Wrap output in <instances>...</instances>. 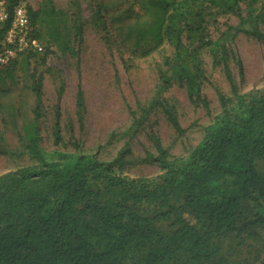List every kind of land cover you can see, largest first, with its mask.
Masks as SVG:
<instances>
[{
  "label": "trees",
  "instance_id": "1",
  "mask_svg": "<svg viewBox=\"0 0 264 264\" xmlns=\"http://www.w3.org/2000/svg\"><path fill=\"white\" fill-rule=\"evenodd\" d=\"M22 1L6 0L0 52L14 8ZM186 1L142 0V11L128 5L109 14V22L125 50L136 55L148 56L169 40L173 52L166 68L158 70V92L176 80L210 114L201 90L202 46L183 47ZM208 1L236 15L238 31L251 23L249 33L264 38L255 24L258 17L242 15L240 0ZM258 1L262 2L259 11L264 10V0H251ZM26 7L34 37L38 39L36 25L46 21L49 40L62 53H74L58 24L65 12L52 0H45L36 11ZM76 27L80 35L81 26ZM205 45L219 53L232 96L216 88L221 110L186 156L171 157L155 141L157 153L147 158L159 167L153 176L123 174L119 169L124 152L101 161L83 151L44 148L38 125L43 76L32 73L34 117L23 125L19 140L22 152L35 164L0 175V264H208L219 253L218 238L264 228V216L249 212L250 203L264 199V170L259 169L260 163L264 169V86L237 92L225 45L218 39ZM17 60L0 66V79H6L4 72ZM77 107L80 115L85 108L80 86ZM155 107L163 109L176 133H184L173 109L157 98L143 108L142 115ZM60 118L57 104L54 143L63 145ZM179 202L182 213L176 206Z\"/></svg>",
  "mask_w": 264,
  "mask_h": 264
},
{
  "label": "rangeland",
  "instance_id": "2",
  "mask_svg": "<svg viewBox=\"0 0 264 264\" xmlns=\"http://www.w3.org/2000/svg\"><path fill=\"white\" fill-rule=\"evenodd\" d=\"M66 16L58 22L74 53H62L49 40L46 21L36 25V35L44 50L21 55L0 79V175L21 166L35 164L20 148L19 133L34 117L36 106L32 73L43 76L42 102L38 125L44 148H66L95 155L101 161L113 160L124 152L123 174L153 176L159 173L148 155H155L158 139L171 157L186 156L203 136V130L221 110L216 88L232 96L231 85L223 70L219 53L207 40H220L227 49L228 64L239 93L264 86V38L249 33L251 23L240 31L239 18L212 5L208 0L185 2L188 20L184 26L183 47L202 46L200 67L204 73L201 90L211 112L194 102L185 86L173 80L158 92L159 68L172 56L173 45H164L148 56L125 50L109 22L128 5L142 11V0H52ZM32 11L43 8L45 0H23ZM261 1L240 0L244 17L257 16L255 24L264 34V10ZM0 20V27L2 26ZM76 25L81 34H76ZM187 57V55H186ZM238 60L242 63L240 73ZM81 87L85 108L79 115L77 91ZM157 98L175 112L184 133H176L163 109L155 107L142 115L143 108ZM61 109L63 145L54 143L55 109ZM143 116V117H141ZM141 117V118H140ZM135 119H137L135 123ZM118 167V166H117ZM116 167V168H117ZM263 171V164H259ZM180 202L176 204L178 212ZM249 212L264 216V199L250 203ZM169 221V220H168ZM219 253L208 264H263L264 228L255 227L250 234H228L216 240Z\"/></svg>",
  "mask_w": 264,
  "mask_h": 264
},
{
  "label": "built area",
  "instance_id": "3",
  "mask_svg": "<svg viewBox=\"0 0 264 264\" xmlns=\"http://www.w3.org/2000/svg\"><path fill=\"white\" fill-rule=\"evenodd\" d=\"M6 0H0V20H6ZM40 41L34 37L27 7L24 3L15 6L11 27L8 30L0 52V66H7L23 54L42 52Z\"/></svg>",
  "mask_w": 264,
  "mask_h": 264
}]
</instances>
